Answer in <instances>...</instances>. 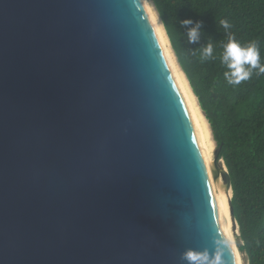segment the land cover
<instances>
[{
  "label": "water",
  "instance_id": "1",
  "mask_svg": "<svg viewBox=\"0 0 264 264\" xmlns=\"http://www.w3.org/2000/svg\"><path fill=\"white\" fill-rule=\"evenodd\" d=\"M0 264H235L141 0H0Z\"/></svg>",
  "mask_w": 264,
  "mask_h": 264
},
{
  "label": "trees",
  "instance_id": "2",
  "mask_svg": "<svg viewBox=\"0 0 264 264\" xmlns=\"http://www.w3.org/2000/svg\"><path fill=\"white\" fill-rule=\"evenodd\" d=\"M231 177L245 264H264V0H151Z\"/></svg>",
  "mask_w": 264,
  "mask_h": 264
},
{
  "label": "bare ground",
  "instance_id": "3",
  "mask_svg": "<svg viewBox=\"0 0 264 264\" xmlns=\"http://www.w3.org/2000/svg\"><path fill=\"white\" fill-rule=\"evenodd\" d=\"M141 2L151 24V27L153 28L155 36L158 40L159 46L173 77V80L178 87V90L190 115L195 131V136L200 148L201 156L207 170L211 192L213 195L221 230L234 252L235 264H242L239 250L237 249L231 229L232 222L234 221L230 214L229 206L231 191H226V189L224 188L222 177L217 173L214 167V160L212 157L213 141L211 139V132L208 121L205 118L198 104L197 98L193 93L189 82L177 61L170 41L167 37L166 31L154 6L150 3L149 0H141ZM213 171L216 175V180L213 178Z\"/></svg>",
  "mask_w": 264,
  "mask_h": 264
},
{
  "label": "rangeland",
  "instance_id": "4",
  "mask_svg": "<svg viewBox=\"0 0 264 264\" xmlns=\"http://www.w3.org/2000/svg\"><path fill=\"white\" fill-rule=\"evenodd\" d=\"M150 1V3L153 5V3H152V1L151 0H149ZM154 6V5H153ZM154 8H155V6H154ZM155 10H156V8H155ZM156 12H157V10H156ZM158 14V13H157ZM159 16V15H158ZM160 18V17H159ZM190 85V84H189ZM191 87V86H190ZM198 101V100H197ZM209 124V123H208ZM209 128H210V125H209ZM210 132H211V139H212V141H213V151H212V157H213V160H214V157H215V155H216V152H217V145H216V142L214 141V139H213V135H212V131H211V128H210ZM220 161V163L222 164L223 162V160L222 159H219ZM225 182L223 181V184H224ZM230 199V198H229ZM236 224V225H235ZM231 229H232V233H233V236H234V239H235V243H236V246L238 245V241H239V239H238V233H239V231H238V225H237V223L235 222V221H233L232 222V226H231ZM237 249H238V246H237ZM239 250V249H238ZM239 254H240V259H241V263L242 264H245V260H244V257H243V254L239 251Z\"/></svg>",
  "mask_w": 264,
  "mask_h": 264
}]
</instances>
